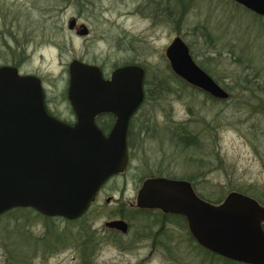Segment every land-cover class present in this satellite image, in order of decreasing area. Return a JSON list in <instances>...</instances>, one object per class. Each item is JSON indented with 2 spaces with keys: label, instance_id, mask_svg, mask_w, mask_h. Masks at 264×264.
Listing matches in <instances>:
<instances>
[{
  "label": "rangeland",
  "instance_id": "obj_1",
  "mask_svg": "<svg viewBox=\"0 0 264 264\" xmlns=\"http://www.w3.org/2000/svg\"><path fill=\"white\" fill-rule=\"evenodd\" d=\"M179 6L180 0H0V52L29 53L32 66L57 86L69 77V63L76 58L107 72L133 60L147 65V85L158 98L144 109L152 115V132L175 122L203 132L202 146L192 150L197 161L190 167L189 152L178 150L181 174L191 170L202 176L197 190L203 193L253 185L249 195L264 199V92L256 98V82L264 87V16H254L235 0H187L181 13ZM163 8L172 9V17H166ZM72 18L88 26V36L69 28ZM200 25L207 26L210 35ZM176 36L191 45L196 60L215 56L206 63L213 66L212 77L232 94L230 99L215 102L192 86L182 89L177 81L169 83L174 92L161 96L154 81L168 71L165 51ZM244 77L254 80V87L246 88ZM162 145L167 144L150 138L143 167L147 157L156 165ZM140 173L133 166L108 179L102 191L135 192ZM4 221L0 264L7 260ZM46 264H66V255L54 254Z\"/></svg>",
  "mask_w": 264,
  "mask_h": 264
},
{
  "label": "water",
  "instance_id": "obj_2",
  "mask_svg": "<svg viewBox=\"0 0 264 264\" xmlns=\"http://www.w3.org/2000/svg\"><path fill=\"white\" fill-rule=\"evenodd\" d=\"M235 1L264 16V0ZM76 25L72 18L69 28ZM89 31L86 24L79 25L80 36ZM165 54L174 73L186 82L215 98L230 97L196 62L181 36ZM69 76L75 124L43 111L38 77L0 68V215L17 206H32L49 215L77 217L108 179L126 170L129 121L145 97L144 66L118 67L106 79L99 65L76 58L69 63ZM103 112L117 116L107 135L96 122ZM139 192L143 204L186 214L197 239L213 252L264 264V205L256 198L233 191L215 205L200 199L190 183L167 178H150ZM186 201L192 205H180Z\"/></svg>",
  "mask_w": 264,
  "mask_h": 264
},
{
  "label": "flooded vegetation",
  "instance_id": "obj_3",
  "mask_svg": "<svg viewBox=\"0 0 264 264\" xmlns=\"http://www.w3.org/2000/svg\"><path fill=\"white\" fill-rule=\"evenodd\" d=\"M81 24L83 23L77 20V25L71 30L78 34ZM31 62L29 53L25 54V51L20 54L0 52V68L10 67L22 76H36L40 79L43 111L47 115L75 124L78 116L69 98L70 76H66L62 86L54 85L48 76L36 70ZM127 64L138 63L116 64L108 72L100 67L104 78L108 79L116 68ZM144 68L145 97L131 116L127 132L126 170L133 166L141 169L137 190L131 193H109L103 192L102 186L100 191L94 194L87 209L74 218L45 214L32 206H17L5 211L0 215V220L4 219V215L9 211H13L16 216L13 220V264H46L52 255L59 253L66 255V264H248L215 253L201 244L186 214L140 202L139 190L150 178H167L190 183L200 199L215 205L221 204L229 196V193L199 192L195 185L203 177L191 170L181 174L178 150L185 149L184 151L189 152L187 162L190 167L197 161V153L192 150L198 148L197 141L201 144L199 136L203 134L202 131L181 129L180 122L173 123L165 130H153L154 133L149 128L148 122L152 120V115L144 112V109L148 102L158 98L146 96L148 68ZM191 86L211 98L212 95L201 88ZM24 92L27 93L28 89ZM26 98L31 99V95L26 94ZM116 120L117 116L110 112H103L96 117L97 124L106 135ZM150 138L161 139L167 145L161 146L156 165L147 157V165L143 167L141 160L143 155H149ZM203 160L205 161V158ZM182 195L184 199L190 197L189 194ZM213 199L220 202L215 203ZM180 205L189 207L192 204L186 201ZM8 261L7 258L6 264Z\"/></svg>",
  "mask_w": 264,
  "mask_h": 264
},
{
  "label": "trees",
  "instance_id": "obj_4",
  "mask_svg": "<svg viewBox=\"0 0 264 264\" xmlns=\"http://www.w3.org/2000/svg\"><path fill=\"white\" fill-rule=\"evenodd\" d=\"M78 2H81V0H77ZM180 2H181V6H179L180 8L179 9H177L180 13L182 12V10L185 8V6H186V3H187V0H180ZM244 7V6H243ZM245 8V7H244ZM245 10H247L248 12L250 11V13L251 14H253L254 16H258V17H260V18H263L262 16H260V15H257L256 13H254L253 11H251V10H249V9H247V8H245ZM162 11L164 12V15L167 17V16H170V17H172V13H171V11L173 12V10L171 9V11L169 10L168 12H167V8H163L162 9ZM203 27L207 32H208V34L210 35V32L208 31V28H207V26H205V25H200V27ZM9 33H11V32H9ZM189 47H190V51H191V53H192V55H193V48L191 47V45L189 44ZM193 57L195 58L196 56H195V53H194V55H193ZM215 59V56H209V57H207L206 59H204V60H196V58H195V60L197 61V63L202 67V68H204L211 76H215L214 75V73H213V66H211L210 64H207L206 63V61H208V60H214ZM240 62L242 61L241 59L239 60ZM130 63H140V62H137V61H134L133 60V62H130ZM141 65H144V66H146L147 67V65H145V64H143V63H140ZM169 71V72H168ZM168 71H167V69H166V74H164V76H158L157 78H156V81H154V82H157V86L159 87V90L161 91V96L163 95V94H167V92H174V90L173 89H170L169 88V83L170 82H174V81H177V82H179V84L182 86H184V87H182V89H186L187 87H189V88H191V85L189 84V83H187L184 79H182L181 77H179L178 75H176L175 73H174V71L171 69V66H170V64H169V62H168ZM257 74H258V72H257ZM244 80H245V82L248 84V85H246V88H250L251 86H253L254 87V83H253V81L254 80H251V79H249L248 77H244L243 78ZM217 82H219L218 80L219 79H215ZM153 82V83H154ZM146 83H148L147 82V80H146ZM150 83V82H149ZM167 84V85H166ZM147 86V93H146V96L147 97H152L151 96V92H150V90H149V88H148V85H146ZM192 88L194 89V87L192 86ZM233 88V87H232ZM194 90H196V89H194ZM264 92V87L261 85V83H257L256 82V98H258V97H261V95L259 96V92ZM158 92V91H157ZM155 93L156 95L159 93ZM154 94V95H155ZM153 95V96H154ZM232 97V94L230 93V98ZM229 98V99H230ZM262 98V97H261ZM211 99L213 100V101H215V102H217V101H223V100H220V99H218V98H215V97H213V96H211ZM260 111L262 112V113H264V100L262 99V102L260 103ZM180 128L181 129H188V125H185L184 123H181V125H180ZM196 145L198 146V147H200V143L197 141V143H196ZM195 187H196V189H197V185H195ZM255 187L253 186V185H248V186H246V187H238V188H232V187H230V188H228L227 190H222L223 188H221V190L220 191H225L226 193H230V192H233V191H239V192H243V193H246V194H249V192L251 193V191L254 189ZM197 191H199V190H197ZM200 192V191H199ZM257 199V198H256ZM262 205H264V199H262L261 197H258V199H257ZM213 202H215V203H218V202H220V201H217L216 199H213ZM5 221H4V224H3V226H4V229H5V231L7 232V234H6V237H7V239H4V237H2V245H3V247L5 248V250L7 251V258H8V262H7V264H13V260H11V259H13V257H14V242H13V219L15 218V216H14V212L13 211H9V212H7L5 215Z\"/></svg>",
  "mask_w": 264,
  "mask_h": 264
},
{
  "label": "bare ground",
  "instance_id": "obj_5",
  "mask_svg": "<svg viewBox=\"0 0 264 264\" xmlns=\"http://www.w3.org/2000/svg\"><path fill=\"white\" fill-rule=\"evenodd\" d=\"M131 62H133V61H131Z\"/></svg>",
  "mask_w": 264,
  "mask_h": 264
}]
</instances>
